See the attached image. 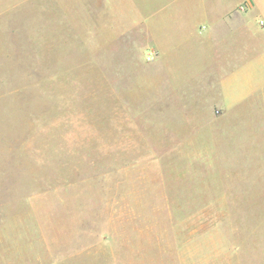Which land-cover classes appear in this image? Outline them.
I'll use <instances>...</instances> for the list:
<instances>
[{
    "label": "rangeland",
    "instance_id": "rangeland-1",
    "mask_svg": "<svg viewBox=\"0 0 264 264\" xmlns=\"http://www.w3.org/2000/svg\"><path fill=\"white\" fill-rule=\"evenodd\" d=\"M104 8L0 0V264H264V99L184 107L187 55L149 91Z\"/></svg>",
    "mask_w": 264,
    "mask_h": 264
},
{
    "label": "crops",
    "instance_id": "crops-1",
    "mask_svg": "<svg viewBox=\"0 0 264 264\" xmlns=\"http://www.w3.org/2000/svg\"><path fill=\"white\" fill-rule=\"evenodd\" d=\"M103 1L102 12L108 17L125 19L123 28L121 23L116 28L108 25L110 36H133L132 67L142 58L134 53L140 46L152 59L142 58L150 75L149 91L170 87L169 95L177 100L178 87L152 75L158 68L165 74L183 73L178 70L185 66L187 55L197 70L214 69L203 80L186 84L183 98L189 102L184 107L201 109L208 118H214L212 113L218 109L222 122L264 99V0H142L141 5L132 0ZM231 67L235 68L232 77L217 74ZM202 84L207 89L194 96L193 87Z\"/></svg>",
    "mask_w": 264,
    "mask_h": 264
}]
</instances>
